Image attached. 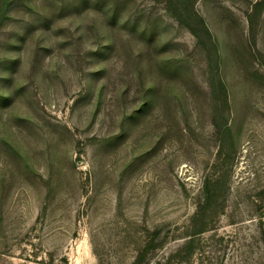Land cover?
I'll list each match as a JSON object with an SVG mask.
<instances>
[{
  "label": "rangeland",
  "instance_id": "1",
  "mask_svg": "<svg viewBox=\"0 0 264 264\" xmlns=\"http://www.w3.org/2000/svg\"><path fill=\"white\" fill-rule=\"evenodd\" d=\"M187 1L216 70L166 0H0V264H264V0Z\"/></svg>",
  "mask_w": 264,
  "mask_h": 264
},
{
  "label": "trees",
  "instance_id": "2",
  "mask_svg": "<svg viewBox=\"0 0 264 264\" xmlns=\"http://www.w3.org/2000/svg\"><path fill=\"white\" fill-rule=\"evenodd\" d=\"M166 3L168 5V9L173 13L176 19L187 26L188 30L203 46L207 57L210 60V65L214 68V70L218 69V53L216 45L212 40L211 33L203 18L193 9L192 5L187 0H166ZM214 83L215 81H212V85H214ZM217 84L219 91L223 93V101L226 103L227 98L225 86L221 81H218ZM211 195L210 197H213V194ZM211 204L210 200L200 201L197 204V208L190 219V237L185 243V246H189L186 247L189 251L194 248V241L196 240L195 237L208 229L206 216L212 208Z\"/></svg>",
  "mask_w": 264,
  "mask_h": 264
}]
</instances>
